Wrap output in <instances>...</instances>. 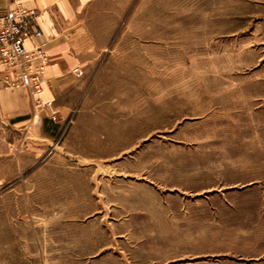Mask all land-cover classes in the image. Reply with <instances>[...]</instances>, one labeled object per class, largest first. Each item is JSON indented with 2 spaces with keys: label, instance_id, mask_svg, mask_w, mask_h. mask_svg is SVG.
<instances>
[{
  "label": "rangeland",
  "instance_id": "obj_1",
  "mask_svg": "<svg viewBox=\"0 0 264 264\" xmlns=\"http://www.w3.org/2000/svg\"><path fill=\"white\" fill-rule=\"evenodd\" d=\"M88 18L104 49L57 148L0 179V264H264V0Z\"/></svg>",
  "mask_w": 264,
  "mask_h": 264
},
{
  "label": "crops",
  "instance_id": "obj_2",
  "mask_svg": "<svg viewBox=\"0 0 264 264\" xmlns=\"http://www.w3.org/2000/svg\"><path fill=\"white\" fill-rule=\"evenodd\" d=\"M19 1L38 12L37 26L47 42L50 59L39 98L52 102L57 117L50 119L49 109L34 113L26 89L6 90L0 85V133L7 139L6 145L0 141V179L4 175L11 177L20 165L30 170V165L38 164L48 148H57L63 125L73 115L78 95L83 91L86 68L94 62L95 53L104 49L93 38L95 33L88 23V10L101 0ZM6 6V0H0V11ZM74 68H80L83 77H76ZM2 72L0 67V75ZM178 264L218 263L203 260Z\"/></svg>",
  "mask_w": 264,
  "mask_h": 264
},
{
  "label": "built area",
  "instance_id": "obj_3",
  "mask_svg": "<svg viewBox=\"0 0 264 264\" xmlns=\"http://www.w3.org/2000/svg\"><path fill=\"white\" fill-rule=\"evenodd\" d=\"M6 2V8L0 11V67L3 69L0 85L6 90L26 89L32 99L34 113L49 109V118L55 120L57 112L52 102H43L39 98L50 59L47 42L37 26L38 12L24 7L19 0ZM72 72L76 77L82 76L78 68ZM38 124H41L40 119Z\"/></svg>",
  "mask_w": 264,
  "mask_h": 264
}]
</instances>
